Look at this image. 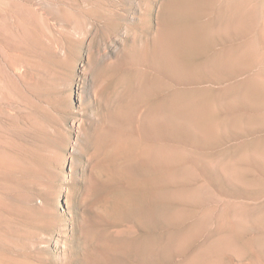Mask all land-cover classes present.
Instances as JSON below:
<instances>
[{
  "label": "rangeland",
  "instance_id": "obj_1",
  "mask_svg": "<svg viewBox=\"0 0 264 264\" xmlns=\"http://www.w3.org/2000/svg\"><path fill=\"white\" fill-rule=\"evenodd\" d=\"M0 264H264V0H0Z\"/></svg>",
  "mask_w": 264,
  "mask_h": 264
}]
</instances>
